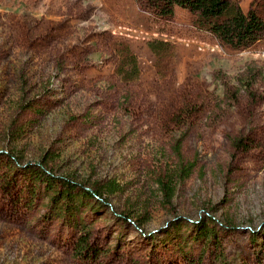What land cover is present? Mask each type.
Returning <instances> with one entry per match:
<instances>
[{"label":"rangeland","instance_id":"obj_1","mask_svg":"<svg viewBox=\"0 0 264 264\" xmlns=\"http://www.w3.org/2000/svg\"><path fill=\"white\" fill-rule=\"evenodd\" d=\"M232 1L264 19V0ZM194 20L147 0H0V264H264V41L236 50ZM151 41L172 49L159 61ZM122 46L137 82L116 80ZM217 74L240 98L208 127ZM185 104L202 107L181 149L193 167L167 203L157 182L178 166L171 118ZM47 152L56 177L118 185L81 209L84 226L55 217L28 172ZM85 231L91 250L75 254Z\"/></svg>","mask_w":264,"mask_h":264},{"label":"trees","instance_id":"obj_2","mask_svg":"<svg viewBox=\"0 0 264 264\" xmlns=\"http://www.w3.org/2000/svg\"><path fill=\"white\" fill-rule=\"evenodd\" d=\"M147 3L155 7H177L187 10L195 17L194 26L197 29L211 34L220 44L236 50H245L264 41V19L254 10L243 12L239 5L232 0H147ZM147 46L159 61L172 49L170 43L164 41H151L147 43ZM118 49L114 52L118 58L115 70L117 82H137L140 77L137 57L127 46ZM257 75V71L249 68L243 76L236 77V80L239 85H245L244 87L248 89L257 80ZM216 76L224 86V96L221 101L215 103V111L207 117L206 126L208 127H215L224 117L225 112L230 110L240 98V88L231 86L226 77L218 74ZM201 109L202 107L198 105L185 104L171 118V123L182 131L172 146V151L178 160V166L172 171L165 172L161 180L157 182L164 201L167 203L174 197L177 181L182 182L190 176L193 164L183 162L181 149L189 132L196 127V125L189 124V120ZM234 146L245 149L241 139H236ZM51 158V154L47 152L43 155L41 162L33 166L32 171L28 170L30 168L28 166L25 167V170L31 172V178L36 181V184L44 183L46 192L50 196V212L55 217L78 227L84 226L79 217L81 209L88 207L90 199L97 197L96 199L101 200L103 195L115 194L119 190L118 185L109 182L97 185L93 190L78 186L68 178L53 175L50 168H47ZM30 197L32 198V196ZM196 227L195 238L204 242H210L214 239L215 233L212 227L204 223H200ZM86 232L88 233L85 231L84 235L76 241L75 254L80 255L91 250Z\"/></svg>","mask_w":264,"mask_h":264}]
</instances>
